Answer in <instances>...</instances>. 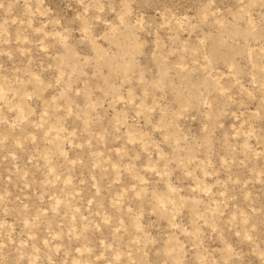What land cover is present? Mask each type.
<instances>
[{
    "label": "rangeland",
    "instance_id": "rangeland-1",
    "mask_svg": "<svg viewBox=\"0 0 264 264\" xmlns=\"http://www.w3.org/2000/svg\"><path fill=\"white\" fill-rule=\"evenodd\" d=\"M0 264H264V0H0Z\"/></svg>",
    "mask_w": 264,
    "mask_h": 264
}]
</instances>
